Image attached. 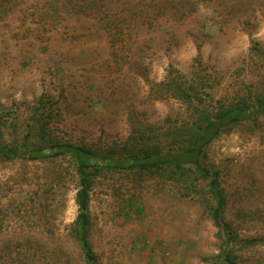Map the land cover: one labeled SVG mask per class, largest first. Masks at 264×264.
Wrapping results in <instances>:
<instances>
[{"label": "rangeland", "instance_id": "rangeland-1", "mask_svg": "<svg viewBox=\"0 0 264 264\" xmlns=\"http://www.w3.org/2000/svg\"><path fill=\"white\" fill-rule=\"evenodd\" d=\"M51 2L20 0L0 23L8 153L34 138L29 118L42 94L56 101L58 139L126 156L136 128L164 133L190 119L186 102L156 95L169 76L198 84L210 109L264 91V0H134L135 8L104 0L113 18L127 19L120 39L92 11ZM207 154L241 244L234 264H264V116L221 135ZM207 184L191 172L181 183L129 171L98 177L89 205L97 264H225ZM77 189L68 158L0 160V264H85L70 235Z\"/></svg>", "mask_w": 264, "mask_h": 264}, {"label": "trees", "instance_id": "trees-1", "mask_svg": "<svg viewBox=\"0 0 264 264\" xmlns=\"http://www.w3.org/2000/svg\"><path fill=\"white\" fill-rule=\"evenodd\" d=\"M61 2L64 11L79 14L80 11H92L98 15V21L109 36L120 39L126 34L127 19L113 18L104 9V0H53L51 5ZM106 1V0H105ZM114 0H112L113 2ZM124 6L134 0H120ZM20 3V0H0V23ZM140 3L138 2L136 6ZM135 6V7H136ZM106 7V6H105ZM134 7V8H135ZM57 11V9L55 10ZM136 14L135 10L130 11ZM131 16V15H130ZM113 39V41H114ZM158 96L175 98L186 102L190 108V119L180 125L171 124L164 133L149 128H136L131 135L126 156L118 155L115 150L109 153L72 142H63L54 135L51 127L53 106L56 103L49 95L42 94L32 107L29 121L36 133L31 140H24L8 153L6 144H0V160L20 156L26 160L58 161L68 158L74 165L78 177L76 204L78 214L70 226V235L76 241L85 264H97L89 234L91 219L89 213L90 193L95 180L109 171H129L140 179L159 178L162 181L181 183L189 172L208 181L209 199L213 204L209 208L214 224L219 228L223 242L225 264H234L235 251L241 245L232 224L225 219L227 197L220 180V171L210 167L207 161L208 147L221 135L230 133L248 122L257 126V120L264 116V91L254 97H243L238 101L210 109L200 104V88L194 82L187 83L181 77L169 76L156 84ZM164 94V95H165ZM0 133H2L0 128ZM162 135V136H161ZM164 139H159V138ZM60 175V173L58 172ZM48 193L49 190H43ZM46 198V196H45ZM254 240H244L246 244ZM242 247V246H241ZM240 248V247H239Z\"/></svg>", "mask_w": 264, "mask_h": 264}]
</instances>
